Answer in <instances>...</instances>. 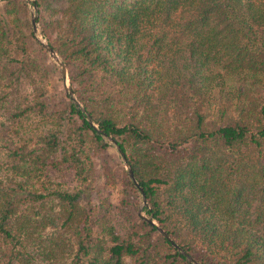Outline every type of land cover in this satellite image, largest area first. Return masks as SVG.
<instances>
[{"label":"trees","instance_id":"1","mask_svg":"<svg viewBox=\"0 0 264 264\" xmlns=\"http://www.w3.org/2000/svg\"><path fill=\"white\" fill-rule=\"evenodd\" d=\"M35 3L87 113L0 0V264H264V0Z\"/></svg>","mask_w":264,"mask_h":264},{"label":"water","instance_id":"2","mask_svg":"<svg viewBox=\"0 0 264 264\" xmlns=\"http://www.w3.org/2000/svg\"><path fill=\"white\" fill-rule=\"evenodd\" d=\"M28 5L30 6V13H31V23H32V30L35 33V36L41 41V43L43 44L44 48L46 49V51L49 53V55L52 57V59L58 64L59 69H60V73L63 79V85H64V89L65 92L69 95V97L71 98L72 101H74L76 104L79 105V107L81 109H83V111L85 113H87V111L83 108V106L79 103L76 95L74 94L71 84H70V79L68 76V71H67V67L66 64L61 60V58L59 57V55L57 54V52L53 49V47L46 41V39L43 37V35L40 33V28L38 27L37 23H36V13L35 10L37 8L35 0H27ZM87 118L88 121L91 125H93L94 127L97 128V124L93 121V119L91 118V116L89 114H87ZM107 139H109L110 143L112 145H114V147L117 149V151H119V153L122 155V162H123V166L125 171L127 172V174L132 178V180L138 185L135 176L133 174V171L131 169L130 163L126 158L125 153L121 150L120 146L116 143V141L114 140V138L112 136L103 134ZM142 191V188H140ZM142 201L143 204L146 202V199L144 197V194L142 192ZM143 217L151 222V223H156L155 220L151 217V216H145L143 215ZM158 229L165 235L168 237L167 233L159 226L157 225ZM173 244L179 249V251L181 253H183L186 258L191 261L193 264H200L198 263L193 257H191L186 251H184L177 243L173 242Z\"/></svg>","mask_w":264,"mask_h":264},{"label":"rangeland","instance_id":"3","mask_svg":"<svg viewBox=\"0 0 264 264\" xmlns=\"http://www.w3.org/2000/svg\"><path fill=\"white\" fill-rule=\"evenodd\" d=\"M37 9V8H36ZM35 13H36V15H37V17H36V23H37V25H38V27L40 28V25H39V22H38V20H37V18H38V14H37V10H35ZM30 18H31V13H30ZM46 50V49H45ZM49 54V53H48ZM50 56V55H49ZM51 57V56H50ZM52 58V57H51ZM54 61V60H53ZM58 65V64H57ZM59 67V66H58ZM59 71H60V69H59ZM60 75H61V73H60ZM69 76V75H68ZM62 77V76H61ZM71 84V83H70ZM62 86H63V88H64V85H63V79H62ZM65 90V89H64ZM112 145V144H111ZM113 147H114V145H112ZM115 148V147H114ZM115 154H116V152H115ZM119 160L121 161V165H122V167H123V169H124V166H123V162H122V157H119ZM125 170V169H124ZM126 172V171H125ZM64 175V179H66L67 181H69V182H74V180L70 177V175L69 174H67L66 176H65V174H63ZM59 176V175H58ZM118 189H120V180H116V185L114 186V187H112L111 185L109 186V188H108V190H110L111 191V193H112V195H113V198H117V196L119 195V191H118ZM103 193V192H102Z\"/></svg>","mask_w":264,"mask_h":264}]
</instances>
